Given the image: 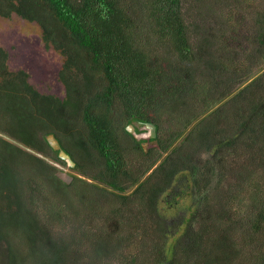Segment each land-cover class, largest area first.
<instances>
[{
    "label": "trees",
    "instance_id": "16d2710c",
    "mask_svg": "<svg viewBox=\"0 0 264 264\" xmlns=\"http://www.w3.org/2000/svg\"><path fill=\"white\" fill-rule=\"evenodd\" d=\"M201 3L0 0L38 25L64 90L0 46L5 264H264V17L237 62L186 21ZM145 122L146 150L126 130Z\"/></svg>",
    "mask_w": 264,
    "mask_h": 264
},
{
    "label": "rangeland",
    "instance_id": "374dc122",
    "mask_svg": "<svg viewBox=\"0 0 264 264\" xmlns=\"http://www.w3.org/2000/svg\"><path fill=\"white\" fill-rule=\"evenodd\" d=\"M197 5L202 8L198 10L196 5L191 4L193 12L185 15L186 21L192 22L195 27H202L205 33H220L219 39L229 55L239 57L235 60L240 62L242 55L250 50V45L253 47L251 40L258 29L255 18L264 17V0H211L210 5ZM0 46L8 54V69L28 72L30 82L40 92L63 95V86L58 80L61 58L54 49L45 47L37 24L16 15L0 17ZM139 130V133L132 134L145 140L142 143L145 150L155 144V141L147 140L149 137L144 125L139 126ZM0 264H5L4 258Z\"/></svg>",
    "mask_w": 264,
    "mask_h": 264
},
{
    "label": "water",
    "instance_id": "95a60500",
    "mask_svg": "<svg viewBox=\"0 0 264 264\" xmlns=\"http://www.w3.org/2000/svg\"><path fill=\"white\" fill-rule=\"evenodd\" d=\"M144 126L147 129L148 132V137L154 139L155 135H156V126L151 123V122H145ZM126 130L130 133H134L135 132V128L132 124H128L126 126ZM136 133V132H135ZM46 139L49 143V145L56 151H58V156L59 158H61L62 160L66 161L68 163L69 166L73 167L74 166V162L71 159V157L61 148L59 141L57 140V138L52 134L49 133L46 136ZM154 142V140H152Z\"/></svg>",
    "mask_w": 264,
    "mask_h": 264
}]
</instances>
